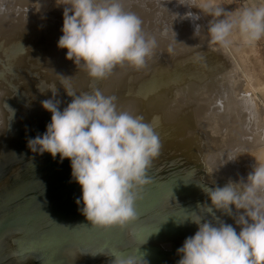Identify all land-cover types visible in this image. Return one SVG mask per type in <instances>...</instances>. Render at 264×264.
Segmentation results:
<instances>
[{
    "label": "rangeland",
    "instance_id": "rangeland-1",
    "mask_svg": "<svg viewBox=\"0 0 264 264\" xmlns=\"http://www.w3.org/2000/svg\"><path fill=\"white\" fill-rule=\"evenodd\" d=\"M15 1L17 2V0H0V216L8 213L7 211H13L12 209L18 205L20 206L23 203L22 200L27 199L32 189H38L40 185H43L44 177L47 181L51 180L49 184L57 183L56 176L50 174L51 158L49 155L46 153L43 155L33 154L26 145L27 138L43 133L51 120V113L43 109L40 103L52 96L51 91L48 90L50 86H54L58 90L57 99L61 100V110L72 99L65 92L64 87L67 86L77 95L85 92L91 93L98 89L106 96L116 97L118 111H127L132 115L142 116L145 123L153 126L162 145L159 156L153 160L149 169L153 173L156 170L166 175L169 172H174L178 173L174 175L184 179L191 172L190 175L195 177L196 181L201 182V189L203 186L208 188L223 187L229 182L226 177L217 178L215 181L212 178V173H209V166L215 170V167L220 168L224 163H226L224 165L226 167L231 165L227 151L217 150L225 152V155L221 152L206 160L204 151H209L211 144L210 140L207 144L203 141L206 137L221 140L218 139V136L210 134L208 128L210 125H215V128L217 126L224 128V124H219L226 115L225 113L227 116L237 114V108L233 106L227 108V101L231 97L234 99L238 97V82L243 83L241 85L246 93H252L253 107L257 109L260 106L264 113V36L257 42L246 43L239 29L233 28L226 43H211V45L210 41L207 42L209 38L204 33L202 25L208 28L212 17L203 14L197 8L188 6V0H121L126 12H132L140 18L143 34L146 38L155 39L156 47L153 49L151 57L147 59L144 68L136 69L127 63L117 65L105 78L97 80L91 78L87 69L82 65L77 67L73 61L66 59V49L57 47V41L62 35L60 31L63 23L62 7H56L54 0H33V2L29 0L31 4L28 6L19 8L17 5L14 8ZM220 3L230 14L238 13L245 8L242 6L241 0H220ZM200 22L202 25L199 24ZM194 29H198L197 36L194 35ZM198 31H201L203 35ZM202 36L207 39L204 40ZM200 39L201 42L204 40L208 46L203 41V45L206 46L202 47L201 45L200 47L202 44ZM221 55H225V58L223 59V56L221 58ZM223 70H226L228 74L231 73L232 76H237L232 77L234 82L238 80L237 83L235 82L236 84L234 82V85L228 84L233 87L232 93L229 92L231 87L223 86V76L225 75ZM231 70L232 72L229 73ZM219 72L224 73L221 76L223 78L217 76ZM65 77L71 78L65 79ZM62 81L63 83H61ZM190 82L193 83L192 86L195 83L198 88H193ZM198 83L202 85L200 86ZM204 84H208L210 88ZM199 87L203 89L204 95L199 92L202 90ZM186 89H192L194 95H199L198 97L202 100L205 98L206 102L215 97L211 101L214 99L215 106L218 105L215 109H208L206 105L198 106L199 108L193 106L199 113L192 112L194 108L186 106L191 101L188 96L194 97V95ZM205 94L209 96L205 97ZM231 94H235L234 97ZM223 97H227L226 101ZM199 98L195 99L196 103L200 102ZM202 110L203 113L200 112ZM204 111L211 112L208 115ZM262 116L261 119L264 121V114ZM198 122L200 125L203 122V126L201 125L203 131L199 128ZM205 123L208 124L207 127L209 126L206 127L208 130H204L206 129ZM229 127L232 126L229 125ZM229 127L227 125V129ZM204 136L206 137L204 138ZM200 137L202 138L201 142H199ZM233 141L231 145H234L235 141L240 142L237 139ZM240 144L242 142L236 145ZM41 156L44 158L43 170L40 168L41 166H36L37 161L42 163ZM222 162L223 164H221ZM57 168L62 169V166L59 165ZM40 170L43 171L41 173L43 178L36 177ZM181 171L183 174H179ZM69 175L71 177V173ZM58 189L50 187L49 190L54 192ZM195 192L194 190L193 194ZM193 194L188 196L184 194L182 196L180 194L168 195L165 203L167 206H174L181 199L187 201L190 196L192 198ZM81 195L80 188L77 192L78 198ZM177 196L182 198L179 199ZM64 197L65 192L60 190L57 193L43 195L39 202L46 207H51L61 202ZM191 198L189 201L196 200L194 196ZM159 204L141 214L136 221L145 224L147 216H152ZM233 212L235 213L234 206ZM65 217L64 221L68 223L86 219L78 207ZM200 217L202 222L211 221L214 224L220 222L230 224L233 221L231 217L224 215L221 211H218L214 217L210 211L204 210ZM232 225L235 227V224ZM188 226L189 230L183 236L177 237L179 233L177 234L176 230L175 232L162 233L160 235L168 236L160 238L158 241L160 243L150 242L149 244H159L162 250L165 249V252L175 254L171 258L173 263L176 260L174 257L177 256V248L182 246L186 237L193 235L197 230V225L194 223H189ZM132 231L133 229L128 231L129 242L126 244L137 242L134 241ZM14 239L13 236H6L0 244L4 256L6 255V260L7 258L10 260L9 264H33L29 258L21 259L12 254ZM92 252L71 248L66 250L65 255L70 264H111L113 258L110 254L102 253L96 256Z\"/></svg>",
    "mask_w": 264,
    "mask_h": 264
},
{
    "label": "clouds",
    "instance_id": "clouds-1",
    "mask_svg": "<svg viewBox=\"0 0 264 264\" xmlns=\"http://www.w3.org/2000/svg\"><path fill=\"white\" fill-rule=\"evenodd\" d=\"M54 4L63 8L57 47L66 49V59L86 68L91 78L103 79L125 63L136 69L146 66L155 39L145 37L142 21L125 11L121 0H54ZM188 6L212 17L207 28L210 43H226L233 28L246 43L264 36V3L233 14L220 0H188ZM64 89L72 99L62 110L54 86L48 89L52 96L40 101L51 120L43 133L27 138V147L36 155L49 153L53 159L59 155L61 163L70 161L71 180L82 191L76 199L78 210L92 226L123 228L137 217V202L152 182L149 169L160 154L161 141L142 116L118 111L115 96L98 89L79 95ZM255 159L246 181L202 187L211 205L231 217L239 232L232 224L191 216L197 230L177 248L176 264H264V162ZM113 256L111 264L146 261L142 255Z\"/></svg>",
    "mask_w": 264,
    "mask_h": 264
},
{
    "label": "water",
    "instance_id": "water-1",
    "mask_svg": "<svg viewBox=\"0 0 264 264\" xmlns=\"http://www.w3.org/2000/svg\"><path fill=\"white\" fill-rule=\"evenodd\" d=\"M240 142L245 141L240 140ZM217 150L227 151L232 174L226 172L225 167L221 170H214L210 166L209 173L226 177L232 182H239L242 178L246 181L248 174L257 163L255 158L264 162V144L246 142V145H231V140H212L209 151H204L205 159L209 160L211 157L217 156ZM46 154L51 158L50 174L56 176L57 183L49 184L51 180L47 181L45 177L41 176L42 165H44V158L41 156L42 163L37 161L36 166H41L42 170L36 174V177L44 179L43 185H40L38 189H32L27 199L22 200L23 203L20 206L18 205L13 211L0 216V244L6 236H13L15 241L12 254L21 259L29 258L33 264H70L65 252L71 248L93 251L94 255L108 253L113 259V254L142 255L146 260L142 264H147V262L148 264H167V252L158 245L136 244L134 242L126 244L129 242L128 231L133 228L138 229L135 230V235L139 240L142 232L152 228L139 230L143 223L137 222L136 219L160 203L162 197L157 196L156 198L155 196L151 204L140 210L137 209L136 219L123 228L118 226L99 228L92 226L87 219L78 223H68L64 221V217L78 207L76 199L81 186L71 180L69 175L71 173L70 161L67 158L61 163L59 162V155L53 159L49 153ZM59 165L62 166V169L57 168ZM50 187L59 189L51 192ZM60 190L65 192V197L55 206L46 207L39 202L43 195L57 193ZM230 224L235 223L232 221ZM235 227L239 232V227L236 225ZM128 228L131 229L127 231ZM175 230L179 233V229L168 223L156 227L143 240L162 237L160 234L175 232ZM9 262L10 260L8 258L6 260V255L4 256L2 246H0V264H9Z\"/></svg>",
    "mask_w": 264,
    "mask_h": 264
},
{
    "label": "bare ground",
    "instance_id": "bare-ground-1",
    "mask_svg": "<svg viewBox=\"0 0 264 264\" xmlns=\"http://www.w3.org/2000/svg\"><path fill=\"white\" fill-rule=\"evenodd\" d=\"M32 2H33V0H31ZM31 1H26V0H17V2L15 3V6H14V8H16V6L18 5V7L20 8V7H22V8H24L25 6H28L29 4H31L30 2ZM21 8V9H22ZM18 9V8H17ZM16 10V9H15ZM19 11V10H18ZM23 12V11H22ZM199 24H201L202 25V22H200ZM194 26V25H193ZM197 27V26H196ZM199 28V27H198ZM202 29H203V31H204V33H206L207 35H208V33H207V28H205L203 25H202ZM194 30H196V29H194ZM198 30V29H197ZM199 33L201 32V31H198ZM202 33V32H201ZM191 34V33H190ZM188 35V34H187ZM199 35V34H198ZM201 35V34H200ZM202 35H203V33H202ZM189 36V35H188ZM203 37V36H202ZM205 37V36H204ZM203 37V38H204ZM187 38H189V37H187ZM192 38V37H191ZM193 38H195V37H193ZM201 38V37H200ZM202 39V38H201ZM201 39L199 40L200 41V43H202L204 40H206L205 38H204V40L201 42ZM191 41H192V39H191ZM193 41H195V39H193ZM199 41H197V42H199ZM205 42V41H204ZM203 42V43H204ZM208 43H209V40L207 41ZM203 43L202 44H200V47H201V45H202V47L204 46L203 45ZM204 44H206V42L204 43ZM211 44V43H210ZM207 45V44H206ZM205 45V46H206ZM212 45V44H211ZM198 46H199V44H198ZM204 46V47H205ZM208 46V45H207ZM214 47H215V45H214ZM217 47V46H216ZM214 49V48H213ZM211 50H212V48H211ZM211 52V51H210ZM213 52V51H212ZM215 54H216V52H214ZM217 53H220V54H222L221 52H217ZM212 54V53H211ZM220 54H218V56L220 57ZM224 54V53H223ZM213 56V55H212ZM222 56L223 55H221V58H222ZM225 56V55H224ZM223 56V59L225 58ZM211 61V60H210ZM226 63V62H225ZM210 66V65H209ZM202 67V66H201ZM200 67V68H201ZM214 68V67H213ZM226 68V67H225ZM233 69V68H232ZM216 70V69H215ZM229 70H230V68H229ZM199 71H202V70H199ZM220 71V70H219ZM224 71V70H223ZM228 71V70H227ZM234 71V70H233ZM203 72H204V70H203ZM225 72V75H224V73L223 72H219L218 74H217V76H219V77H221L222 75H224L223 77H224V80H223V86H226V87H228L229 85L228 84H230V85H234V84H236L237 83V81H235L234 82V80L232 79V77L234 76H232V74L230 73V72H232V70L231 71H229V73L230 74H228V72H226V70L224 71ZM221 73H223V74H221ZM199 74V73H198ZM215 74V75H216ZM221 74V75H220ZM228 74V75H227ZM205 75V74H204ZM202 76V75H201ZM223 77H221V78H223ZM234 77H237V76H234ZM233 77V78H234ZM239 77V76H238ZM195 78V77H194ZM193 78V79H194ZM215 78V77H214ZM217 79H218V77H217ZM220 79V78H219ZM233 81H232V80ZM235 79H237V78H235ZM239 80H240V78H238ZM214 80V79H213ZM232 81V84L230 83ZM195 82H197V81H195ZM233 82H234V84H233ZM191 83V82H190ZM192 84L193 83H191V86H192ZM197 84V83H196ZM200 86L202 85V84H200V83H198ZM238 84V86L237 85H235V86H237V98L235 97V99H237V100H235L234 98H232L233 100H234V102H232L231 101V98L229 97V96H227L226 94V96L227 97H229L230 99H229V101H227V103H228V107L227 108H229V107H231V106H233V107H235V108H237L238 110H237V114L235 115V114H232V116L234 117V120H232V116L231 115H229V116H227V113H225L226 115L224 116V118L220 121V124L219 125H222V124H224V128L223 127H220V126H217V128H215V125L214 126H211L210 125V128H208L207 127V125L208 124H204V126H205V128L207 127L208 129H209V131H210V134H213L214 136H218V139H221V140H231V144H232V141L233 140H235V139H237V141H240L239 139H241L242 141H245V142H242V144H240V145H246V142H249V143H252V144H264V121L261 119V117H263L262 115L264 114L263 112H262V109H261V107L260 106H258V108L257 109H255L254 107H253V100H254V98H253V95H251V94H248V93H246V90H243V88H242V85L241 84H243L242 82H238L237 83ZM182 85V84H181ZM190 85V84H189ZM198 85V86H199ZM205 86L206 85H208V84H204ZM203 85V86H204ZM209 85H210V83H209ZM209 85H208V88H210L211 87V85H210V87H209ZM222 85V84H221ZM185 86V85H184ZM188 86V85H187ZM220 86V85H219ZM222 86V87H223ZM193 88L195 87H197L196 85H195V83H194V86H192ZM213 87V86H212ZM231 86H229V88H230ZM180 88H182V87H180ZM192 88V89H193ZM198 88V87H197ZM204 88V87H203ZM183 89V88H182ZM189 90V92L191 91V93H192V95H194L193 94V90ZM199 89H202V88H200L199 87ZM214 89V88H213ZM222 89V88H221ZM232 89H233V87H231L230 88V90H229V92H231L232 91ZM178 90V89H177ZM180 90V89H179ZM184 90V89H183ZM187 89H186V91H188ZM197 90V89H196ZM205 90V89H204ZM208 89H206L205 91H207ZM219 90V89H218ZM228 90V89H227ZM236 90V89H235ZM234 90V91H235ZM175 91V90H174ZM199 91V90H198ZM202 91H203V89L201 90V91H199V92H201L202 93ZM210 91H213V90H210ZM225 91V90H224ZM247 91H249V90H247ZM176 92V91H175ZM194 92H195V90H194ZM233 92V91H232ZM231 92V93H232ZM236 92V91H235ZM234 92V93H235ZM197 93V92H196ZM205 93V92H204ZM207 93V92H206ZM217 93V92H216ZM226 93V92H225ZM172 94V93H171ZM185 94H187V93H185ZM199 94V93H198ZM203 94V93H202ZM202 94H201V96H202ZM209 94V93H208ZM224 94V93H223ZM189 95V94H188ZM204 95V94H203ZM210 95V94H209ZM208 95V96H209ZM213 95V94H212ZM228 95H230V94H228ZM232 95V94H231ZM235 95V94H234ZM234 95H232L233 97H234ZM182 96V95H181ZM185 96V95H184ZM196 96H197V98H199L198 96L199 95H194V97H190V96H188V98L190 99L191 98V101H190V104L188 105L187 104V106L186 107H188V106H190L191 107V109L192 108H194V107H202V105H206V106H208V109H215L216 108V106L218 105H216L215 106V104H216V102L214 101V99L211 101V99L212 98H215V97H212L211 99H209L207 102L205 101L206 99L205 98H203V100H202V98H199L200 99V102L199 103H196L197 101L196 100H198L197 98H196ZM207 96V94H205V97H208ZM186 97H187V95H186ZM203 97V96H202ZM209 97H211V95L209 96ZM227 97L226 98H224L225 99V101H226V99H227ZM217 98H219V97H217ZM196 99V100H195ZM224 99L222 100V101H224ZM167 100V99H166ZM193 100H195V101H193ZM220 100V101H221ZM217 101V100H216ZM219 101V102H220ZM232 103H231V102ZM167 102V101H166ZM195 102V103H194ZM189 103V102H188ZM192 103V104H191ZM222 103V102H221ZM226 103V102H225ZM220 104V103H219ZM194 106V107H193ZM198 107V108H199ZM227 108H225V109H227ZM140 109V108H139ZM195 109V108H194ZM193 109V110H194ZM197 109V108H196ZM192 110V112H196V113H199V112H197L198 110ZM206 110H207V108H205ZM218 109H219V107H218ZM188 110V109H187ZM222 110V109H221ZM223 111H224V109H223ZM201 113H203V110L202 111H200ZM205 112V111H204ZM211 112V111H210ZM210 112H208V113H210ZM183 113V112H182ZM206 113V112H205ZM204 113V115L206 116V114H208V113H206L205 114ZM220 113V112H219ZM174 114V113H173ZM221 115H223L222 113H220ZM201 115V114H200ZM209 115V114H208ZM207 115V116H208ZM212 115H213V113H212ZM211 115V116H212ZM217 115V114H216ZM178 116H180V115H178ZM227 116V117H226ZM225 117H226V119H225ZM264 119V118H263ZM218 120H220V119H218ZM235 121V122H234ZM222 122V123H221ZM234 122V123H233ZM199 123V128H201V125L203 126V122L201 123V125H200V122H198ZM233 123V124H232ZM210 124V123H209ZM227 125H228V127H229V125L230 126H232V127H229V129H227ZM204 129V130H208V129ZM213 128V129H212ZM203 128H201V130H202ZM197 130H199V129H197ZM200 131V130H199ZM203 131V130H202ZM202 134V133H201ZM197 135V134H196ZM204 135H206V134H204ZM240 135V136H239ZM207 136V135H206ZM206 136H204V138L206 137ZM236 136H239V138L237 137L236 138ZM201 138V137H200ZM208 140V141H206V140ZM204 139V141L203 142H206V144H207V142H209V140H210V144H211V141L213 140L212 138H208V137H206ZM24 140V139H23ZM201 140H202V138L200 139V141L199 142H201ZM214 140H216V139H214ZM26 141V140H25ZM234 142V141H233ZM239 144V143H241V142H236L235 141V144L234 145H236V144ZM202 144V143H201ZM207 147H209L208 145H207ZM220 151V150H219ZM219 151H217V154L218 153H221V152H223V151H221V152H219ZM225 152H226V150H224ZM225 152H223V154L225 155ZM213 158V157H212ZM219 158V157H218ZM224 159V158H223ZM228 159H229V157H228ZM225 161V160H224ZM216 162V161H215ZM209 163V162H208ZM178 164V163H177ZM180 164V163H179ZM221 164H223V162L221 163ZM226 163H224V165H225ZM228 164H230V163H228ZM227 164V165H228ZM221 166L220 168H216L215 167V170H221L223 167H225V171L226 172H228V173H230V174H232V171H231V165L228 167H226V166ZM154 166V165H153ZM188 166V165H187ZM217 166V165H216ZM187 168V167H186ZM166 169V168H165ZM165 169H163V170H165ZM214 169V168H213ZM182 170V169H181ZM192 171V170H191ZM167 172V171H166ZM174 174H178V173H174V172H172V173H168V175H166V174H163V172H162V174H161V172H158L157 170L153 173L151 170H149V175L152 177V182L147 186V188L143 191V193H142V196H141V198L138 200V202H137V209L138 210H140V209H142L143 207H145V206H148L149 204H151L153 201H154V198H155V196H156V198H157V196L159 197H162L161 198V200H160V204L157 206V209H156V211L154 212V213H152L153 215L151 216V215H149V216H147V218H146V220H145V224H143V225H141L140 227H139V230H141L142 228L144 229V228H151V227H153L154 225L156 226V227H161V226H164V225H166V224H168V223H170V224H172V225H174L177 229H179V234L177 235V234H175V235H177V237H180V236H183V235H185V233H187L188 232V230H189V223H191L192 224V222H191V216H193V217H196V215H198V216H201V213H202V211H204V210H206V211H210L211 213H212V215L214 216V217H216V214H217V212L219 211V210H217L214 206H212L211 205V201H209V199H208V197H207V195H206V193L200 188L201 187V182H198V181H196L195 180V177H192V175H190L191 174V172H190V174H188V176L186 177V178H184L183 179V177H179L178 175L176 176V175H174ZM179 174H183L182 173V171H181V173H179ZM212 178L213 179H215V181L217 180V178H223V176H219V175H215V174H212ZM207 182V181H206ZM194 190L196 191L195 192V194H193L194 193ZM29 192V191H28ZM30 193V192H29ZM158 194V195H157ZM172 194H180L181 196H182V194H184V195H190V194H193L192 195V198H193V196L196 198V200H190L189 201V199L191 198V196H190V198L189 199H187V201H183L182 199H181V201H179V202H177L174 206L173 205H171V206H167L166 205V203H165V201H166V197L168 196V195H172ZM179 196V195H178ZM177 196V197H178ZM172 197V196H171ZM179 198V197H178ZM180 198H182V197H180ZM179 198V199H180ZM191 198V199H192ZM26 199V198H25ZM25 199H23V200H25ZM52 207V206H51ZM203 208H204V210H203ZM13 210V209H12ZM11 211V210H10ZM10 211H7V212H10ZM55 213V212H54ZM171 213V215H169L168 216V214H170ZM68 215H69V213H68ZM146 215V214H145ZM77 216V215H76ZM70 217V216H69ZM185 217H187V219H184ZM223 217H225V216H223ZM222 217V218H223ZM66 218V217H65ZM163 218V220L161 221V219ZM138 219V218H137ZM85 220V219H84ZM143 220V221H144ZM180 220H184V222L182 223V224H180L179 226H178V221H180ZM80 221H82V220H80ZM79 221V222H80ZM78 223V222H77ZM144 223V222H143ZM135 230H138V229H135V228H133V231H132V235H133V237H134V241L136 240L138 243H140V244H147V243H150V242H157V243H160V242H158L159 240H160V238H164V237H167L168 235H163L162 237H152V238H149V239H145V240H138L137 239V237H136V235H135ZM130 233V232H129ZM18 234V233H17ZM131 234V233H130ZM174 235V236H175ZM128 237V236H127ZM131 236H129V238H130ZM131 239V238H130ZM132 242V241H131ZM137 242H134V243H137ZM166 243V242H165ZM171 243V242H170ZM164 244V243H163ZM155 245H158L159 246V244H155ZM164 246V245H163ZM79 249V248H78ZM165 250V249H164ZM167 250H169V249H167ZM175 255V254H174ZM173 253H171V252H167V264H176V262L178 261V259L180 258L178 255L177 256H175L174 258H176V260L172 263V261H171V258H173ZM96 256H98V255H96Z\"/></svg>",
    "mask_w": 264,
    "mask_h": 264
},
{
    "label": "crops",
    "instance_id": "crops-1",
    "mask_svg": "<svg viewBox=\"0 0 264 264\" xmlns=\"http://www.w3.org/2000/svg\"><path fill=\"white\" fill-rule=\"evenodd\" d=\"M242 6L244 7H258L264 0H241Z\"/></svg>",
    "mask_w": 264,
    "mask_h": 264
},
{
    "label": "snow or ice",
    "instance_id": "snow-or-ice-1",
    "mask_svg": "<svg viewBox=\"0 0 264 264\" xmlns=\"http://www.w3.org/2000/svg\"><path fill=\"white\" fill-rule=\"evenodd\" d=\"M162 220H163V218L161 219V221H162ZM155 228H156V226L154 225L151 229L142 232V233L140 234V239L143 240V239H144V238H145V237H146L151 231H154Z\"/></svg>",
    "mask_w": 264,
    "mask_h": 264
}]
</instances>
